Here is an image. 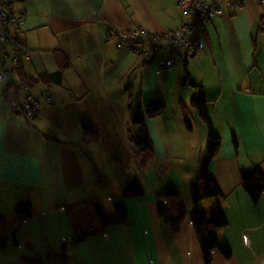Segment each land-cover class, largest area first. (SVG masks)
Wrapping results in <instances>:
<instances>
[{
  "label": "crops",
  "instance_id": "obj_1",
  "mask_svg": "<svg viewBox=\"0 0 264 264\" xmlns=\"http://www.w3.org/2000/svg\"><path fill=\"white\" fill-rule=\"evenodd\" d=\"M14 9L26 13L19 34L29 51L24 72L39 79L30 92L52 99L42 100L36 115L25 118L2 97L9 81L0 82V213H11L21 198L32 205L16 242L0 247V264H27L24 258L37 257L40 264H54L46 255L59 253L72 233L62 207L89 198H99L108 211L122 201L127 222L71 245L66 264H204L189 218L173 231L159 217L155 199L172 185L188 210L208 212L219 201L194 205L190 197L208 135L190 104L195 92L190 81L204 88L220 137L209 174L224 196L220 203L227 225L217 232L232 256L225 260L213 250L211 264H264V191L254 204L240 185L241 170L259 166L264 173V23L256 32L264 7L261 14L253 0H244L232 14L214 16L199 51L208 55L193 64L178 60L159 74L155 64L117 49L115 35L106 34L134 27L155 32L178 28L183 18L177 0H16ZM56 50L70 60L59 83L41 78L57 70ZM3 51L14 52L0 43V70ZM154 97L166 107L145 121L153 148L146 156L137 154L130 141L139 129L131 123V109ZM87 123L99 133L89 145L82 142ZM134 177L143 195L123 197Z\"/></svg>",
  "mask_w": 264,
  "mask_h": 264
},
{
  "label": "trees",
  "instance_id": "obj_2",
  "mask_svg": "<svg viewBox=\"0 0 264 264\" xmlns=\"http://www.w3.org/2000/svg\"><path fill=\"white\" fill-rule=\"evenodd\" d=\"M237 2L239 3L236 6L227 8L226 2L221 1L219 5L222 8V14L217 16L232 14L244 4V0H237ZM14 3L8 8V10L10 12L13 11L14 13L19 12L14 9ZM254 4L256 5L258 11L262 14L264 0L259 5H257L255 2ZM210 20L206 24H203L199 29V34L201 35L203 42L205 26L210 22ZM258 23L259 26L256 32L260 33L264 23V17L262 15L259 17ZM20 32L21 28L19 33L16 34V41L18 45L16 49L11 47L8 43L0 41L1 44L8 45L14 51L12 55H9L6 53V51H3L4 54H7V56L11 58L18 57L15 64V73L9 75L6 78V80L9 81V85L8 88L3 91L7 95L12 96H18L20 90V87L14 84V77L19 80L22 87H27L29 91H31L33 85L39 81L37 77H29L24 72L22 61L29 56V51L20 43ZM24 52H28L27 57L22 56ZM198 52L199 51L194 52L193 54L195 55ZM188 57H190L189 54H187L182 60H186ZM55 61L57 63V70L53 73H48L45 75L41 74V78L46 79L48 82L59 83L62 71L70 66V60L64 54V52L61 50H56ZM8 67L9 63H7L5 60V65L2 69H6ZM189 84L195 88V92L191 97L190 104L196 110L200 120L205 124L208 130L205 155L199 164L197 176L190 185V197L194 205H197L201 201L212 198L219 199V201L213 204L209 208L208 212H202L198 208L188 210L178 190L172 185H167L162 192L155 194V199L159 217L163 218L164 221L169 223L173 231H177L181 227V223L186 217L189 218L199 244L203 262L204 264H211V252L213 250L219 251L225 260H229L232 256L230 246L227 242L219 238L217 232L220 228H223L227 225V220L220 203L224 196L221 193L216 181L209 174V165L211 161L217 156L220 149V137L217 136L213 130L212 121L208 111V101L204 88L201 85L191 81ZM129 88L130 86L127 87V90ZM30 94L32 93L30 92ZM44 96L49 95L46 94ZM51 99L52 98L50 96V100L46 102H50ZM165 107V101L159 97L150 98L144 102L138 101L135 106L132 107L131 123L138 126L139 129L136 133L130 136V141L132 142L137 154L144 153L147 156L152 153V141L146 130L145 121L148 118H153L161 114L165 110ZM186 112L187 111L183 113V120L185 126L190 129L191 122ZM14 114L25 117L24 114L18 112H14ZM33 116L31 118H33ZM98 140L99 133L96 128L90 123L84 124L82 127L83 144L89 145L91 143L97 142ZM233 142L234 145L237 146L236 138H233ZM144 162L145 159L141 161L142 164H144ZM100 179L101 177L98 176V181H100ZM240 185L247 193L252 203L256 204L261 193L264 191V173L261 168L257 166L249 171L241 170ZM122 195L123 197L142 196L143 187L140 180L137 177L128 180L122 191ZM62 208L67 216L72 233L70 237L64 239L60 244L59 253L46 255V259L51 260L54 264H66L68 262L70 257L68 248L71 245L82 242L90 236L102 234L109 226L113 224L127 222V211L122 201L114 202V208L112 211L106 210L99 198H89L75 201L64 205ZM31 210V201L28 198H21L15 202L11 213H0L1 248L6 247L10 241L16 242L15 234L17 230L24 226L27 219L31 216ZM24 259L27 264L39 263L38 257Z\"/></svg>",
  "mask_w": 264,
  "mask_h": 264
},
{
  "label": "built area",
  "instance_id": "obj_3",
  "mask_svg": "<svg viewBox=\"0 0 264 264\" xmlns=\"http://www.w3.org/2000/svg\"><path fill=\"white\" fill-rule=\"evenodd\" d=\"M221 1L226 2L227 8H232L239 3L237 0H177L183 17L179 28L152 32L143 27H134L125 31L117 30L115 33L110 31L106 37L110 38L115 35L117 49L126 48L132 54L143 57L145 63L155 64V72L159 74L162 69L174 66L176 61L184 59L187 54L190 55L203 49L204 42L199 29L214 16L222 14V8L219 5ZM262 1L254 0L257 5ZM14 2L15 0H0V27H2L0 41L16 49L18 46L16 34L19 33L26 13L23 11L10 12L8 8ZM3 56L9 63V67L0 70V82L15 73L16 59H18V57L11 58L4 53ZM22 56L27 57L28 52H24ZM14 78V84L20 87L19 95L12 96L2 92V97L13 112L32 117L37 113L42 100L48 101L50 96L37 99L30 94L27 87H22L19 80Z\"/></svg>",
  "mask_w": 264,
  "mask_h": 264
},
{
  "label": "rangeland",
  "instance_id": "obj_4",
  "mask_svg": "<svg viewBox=\"0 0 264 264\" xmlns=\"http://www.w3.org/2000/svg\"><path fill=\"white\" fill-rule=\"evenodd\" d=\"M263 7H264V4H263ZM258 26H259V23H258ZM257 26V27H258ZM2 30V27H0V31ZM160 32V31H159ZM204 54H207L208 55V52L207 51H205V52H198L197 54H196V56L195 57H188V60L189 61H191V63L193 64V60L195 59V58H197V57H201L202 55H204ZM176 66H180V67H182L183 66V64L182 63H178V64H176ZM189 86V85H188ZM4 99V98H3ZM11 110V109H10ZM36 115V114H35ZM26 118H31V117H28V116H26ZM192 120V119H191Z\"/></svg>",
  "mask_w": 264,
  "mask_h": 264
},
{
  "label": "water",
  "instance_id": "obj_5",
  "mask_svg": "<svg viewBox=\"0 0 264 264\" xmlns=\"http://www.w3.org/2000/svg\"><path fill=\"white\" fill-rule=\"evenodd\" d=\"M194 56V54H190V57H193Z\"/></svg>",
  "mask_w": 264,
  "mask_h": 264
}]
</instances>
